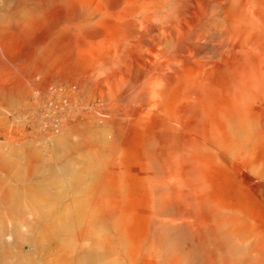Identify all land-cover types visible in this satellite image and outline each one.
<instances>
[{"label":"rangeland","instance_id":"rangeland-1","mask_svg":"<svg viewBox=\"0 0 264 264\" xmlns=\"http://www.w3.org/2000/svg\"><path fill=\"white\" fill-rule=\"evenodd\" d=\"M168 1L0 0V264H264V0L235 89L142 49ZM58 82L77 110L31 136Z\"/></svg>","mask_w":264,"mask_h":264},{"label":"bare ground","instance_id":"bare-ground-1","mask_svg":"<svg viewBox=\"0 0 264 264\" xmlns=\"http://www.w3.org/2000/svg\"><path fill=\"white\" fill-rule=\"evenodd\" d=\"M170 1L164 8L145 14L139 20L143 30L139 36L142 49L154 56L176 59L185 64L190 58L199 67H208L213 73L227 77L244 64L245 47L250 42L248 39L244 41L249 33L243 30L246 16L242 12L243 6L252 5L246 6V2L237 0ZM250 10L249 13L253 12L250 23L261 26V10ZM209 51L214 59L205 57ZM145 72H148V68L144 63L142 74ZM230 78L229 86L235 89L238 81Z\"/></svg>","mask_w":264,"mask_h":264},{"label":"built area","instance_id":"built-area-1","mask_svg":"<svg viewBox=\"0 0 264 264\" xmlns=\"http://www.w3.org/2000/svg\"><path fill=\"white\" fill-rule=\"evenodd\" d=\"M79 87L62 82L33 91L31 105L25 114L31 136L43 138L58 134L69 115L77 110Z\"/></svg>","mask_w":264,"mask_h":264}]
</instances>
